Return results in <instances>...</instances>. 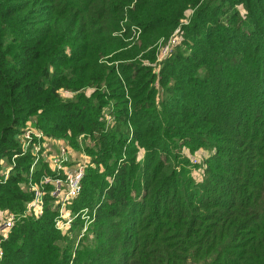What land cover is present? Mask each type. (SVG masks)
<instances>
[{
    "label": "trees",
    "instance_id": "trees-1",
    "mask_svg": "<svg viewBox=\"0 0 264 264\" xmlns=\"http://www.w3.org/2000/svg\"><path fill=\"white\" fill-rule=\"evenodd\" d=\"M27 125L87 157L67 232ZM2 158L0 264H264V0H0Z\"/></svg>",
    "mask_w": 264,
    "mask_h": 264
},
{
    "label": "built area",
    "instance_id": "built-area-1",
    "mask_svg": "<svg viewBox=\"0 0 264 264\" xmlns=\"http://www.w3.org/2000/svg\"><path fill=\"white\" fill-rule=\"evenodd\" d=\"M178 38L176 36H171L165 45L159 47L157 54V61L163 60L171 51V48L177 44ZM18 135V140L20 143L21 153L28 152L33 157V163L41 157L48 161V164L52 171L59 174L63 173V177L56 176L51 178L45 176L42 183L53 184V189L51 190V195L55 197V204L58 206V215L54 219V225L58 230L62 232H67L71 229V224L78 214H71L67 209V205L71 203L73 198H75L82 189V178L84 176V170L86 167V156L83 155L82 158L77 161L73 166H68L70 158L69 147L65 143L59 144L58 152H51L48 148L47 143L51 140L46 138L41 131L36 130L34 127L27 125L25 126ZM17 154L13 155V158ZM11 164V163H10ZM13 163L10 168L2 172L3 178L8 177V173L12 168ZM32 167V166H31ZM1 179V177H0ZM31 191L33 192V198L27 203L26 210L23 216L35 215L39 216L42 213L43 207V191L38 184H32ZM19 216L15 213L3 210L2 217L0 218V235L3 238H7L10 229L19 220ZM86 224V223H85ZM86 231V226L82 229L80 236ZM2 256V249L0 248V257Z\"/></svg>",
    "mask_w": 264,
    "mask_h": 264
},
{
    "label": "rangeland",
    "instance_id": "rangeland-1",
    "mask_svg": "<svg viewBox=\"0 0 264 264\" xmlns=\"http://www.w3.org/2000/svg\"><path fill=\"white\" fill-rule=\"evenodd\" d=\"M192 11V10H191ZM136 34V35H135ZM139 33L138 32H136L135 31V29H133V27H131V29H130V33L127 35V37H129L127 40H126V42H130L131 41V39H132V37H133V35H135V36H137ZM135 39H136V37H134ZM63 95H70L69 94V92L68 91H62L61 92ZM33 119V118H32ZM31 119V120H32ZM29 122H32V121H28V123ZM24 128V127H23ZM23 128H21V130L23 129ZM21 132V131H20ZM20 135V134H19ZM73 152H76V153H73V156H70V158L71 159H73L72 160V164L71 165H73V164H76L77 163V161L78 160H80L81 158H82V160H83V154H81L82 152L81 151H74L73 150ZM77 152H81L80 154L79 153H77ZM74 154H75V156H74ZM203 154H207V151L205 152V153H202L201 151H200V156L201 155H203ZM200 156H197V154L196 155H194V157L192 158L193 159V162H195L194 160H197V162H199V163H201V157ZM86 159H87V157H86ZM10 163L8 162V160L6 159V158H2L1 160H0V177H2L3 178V175H2V172L3 171H5L6 170V168H7V170L10 168ZM9 173H10V171H9ZM9 173H8V176H9ZM201 174V170H198V175H200Z\"/></svg>",
    "mask_w": 264,
    "mask_h": 264
},
{
    "label": "crops",
    "instance_id": "crops-1",
    "mask_svg": "<svg viewBox=\"0 0 264 264\" xmlns=\"http://www.w3.org/2000/svg\"><path fill=\"white\" fill-rule=\"evenodd\" d=\"M61 143H62V142L59 141V140H53V139H51V140L47 143V146H48V148H50L51 152H58V150H59V144H61ZM73 153H76V152H73V150H71V149L69 148V154H70L71 156H73ZM74 156H75V154H74ZM72 160H73V159H72ZM74 165H75V164L70 165V166H73V167H74ZM2 214H3V210H0V218L2 217Z\"/></svg>",
    "mask_w": 264,
    "mask_h": 264
}]
</instances>
